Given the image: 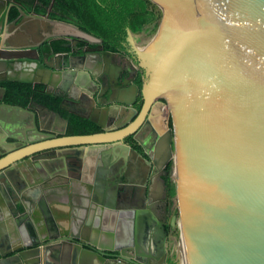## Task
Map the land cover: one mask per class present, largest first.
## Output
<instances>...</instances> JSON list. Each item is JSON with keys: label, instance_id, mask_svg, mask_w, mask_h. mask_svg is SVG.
Masks as SVG:
<instances>
[{"label": "water", "instance_id": "1", "mask_svg": "<svg viewBox=\"0 0 264 264\" xmlns=\"http://www.w3.org/2000/svg\"><path fill=\"white\" fill-rule=\"evenodd\" d=\"M0 1V82H36L55 94H60L56 88L87 94L92 114L80 115L102 128L67 134L68 119L43 104L23 108L0 102L1 109L12 113L0 123V138L8 144L6 138H12L13 146L22 144L7 155L0 150V264H51L53 242L73 245L90 261L109 263L105 251L110 248L89 244L67 222H51L40 231L14 227L17 232L9 222L20 220L22 207L28 209L18 192L23 188L24 196L40 191L43 184L58 187L62 194L70 190L72 198L78 197L72 205L82 209V191L75 185H83L79 180L88 178L94 161L114 186L124 180L127 154L133 151L125 140L145 124L156 138L154 150L145 151L149 176L173 160L177 214L171 226L179 228L184 264H264V0H150L161 9L152 40L141 49L130 29L127 38L145 71L141 87L131 78L130 85L121 87L114 83L118 77L101 69L105 55L100 49L116 15L105 0H94L110 13L103 32L49 12L46 19L54 28L43 30L44 38L32 45L10 42L15 36L7 31L10 10L15 5L20 16L42 17L31 15L18 0ZM60 25L67 30H56ZM61 39L70 50H39L44 42ZM75 40L93 50L76 48ZM19 67L37 77L15 76ZM139 92L141 110L135 105ZM40 109L50 115L51 126H37ZM48 150L56 156L53 175L35 163L37 154ZM26 164L35 170L33 178L23 172ZM67 177L78 178L73 187L66 184ZM90 191L96 206L108 207L103 190L89 184ZM118 214L127 222L136 217L133 210ZM155 223L165 234L164 223ZM135 240L137 244L139 238L128 237L118 247L119 262L166 264L164 259L148 263L139 255L129 258L126 252Z\"/></svg>", "mask_w": 264, "mask_h": 264}, {"label": "flooded vegetation", "instance_id": "2", "mask_svg": "<svg viewBox=\"0 0 264 264\" xmlns=\"http://www.w3.org/2000/svg\"><path fill=\"white\" fill-rule=\"evenodd\" d=\"M81 2H82V8H81L82 10L79 9V12L85 13L89 16L93 12L100 14L99 17L101 18V23H100L101 26H100V30H98V32H103L104 27L106 25V22L109 18V14H110L109 11L106 8L99 6L94 0H82ZM156 11H157V13L159 12L157 9H156ZM160 19H161V15L159 16V19H157V21L156 20L153 21L150 28L146 27L145 30H142L139 33L133 32L135 38L137 39V46L138 47H140L141 49L146 48V46L148 44L146 46H141V45L144 42V39L147 37V35H149L150 33H153V32L156 33ZM155 27H156L155 31L152 32V30ZM127 32H128V30H127ZM105 39H104V42H105ZM104 42H103V49H100V50H102V53L105 55L103 57V60L101 63L102 64L101 69L103 70V73L107 72V74H109L110 76L112 75V77H114V78L118 77V81L115 80L114 83L121 86V87H126V86L130 85L131 82L128 83V80L130 78L133 79L134 83H136L137 85H139L141 87L142 79H143V76L145 75V71L139 67L137 56H136L134 50L132 49L130 43H129V47H130L129 51L123 52V51H112V50L106 49L104 47ZM74 45L76 48L79 47L81 50H93L92 48H89L85 42H81L78 40L74 41ZM138 75L141 76L140 77V79H141L140 84L137 83ZM125 80H126V82H125ZM6 81H8V80H6ZM11 81H18V80H11ZM3 82H5V81H3ZM30 83H32V82H30ZM49 90H51V88ZM56 90L60 93L59 95L63 99L62 103H63L65 109H67L69 112L75 113L78 115H80V114L91 115L92 114V103H91L89 95L86 94V95H83L81 97V95H79L78 93H76L72 89H70L66 94H65L63 89L56 88ZM69 92H72V94L75 97L72 96L71 94L68 95ZM66 97H68V98H66ZM68 99H70V100H68ZM64 100H66L65 103H64ZM73 100H78L79 102L78 103L74 102L76 105H72ZM135 105L139 110H141L142 105H143L141 92H139L137 95ZM33 107H36V106L33 105ZM46 116L48 117L46 120L51 123L50 115H46ZM96 126H98V125H96ZM98 127L101 129L98 132H101L102 128L100 126H98ZM67 129H68V127H67ZM154 134L155 133L153 132V129L151 128V126L148 124H145V125L141 126L138 130H136V132H134V134H132L130 136L137 143V146L134 145L130 141V139H129L130 137H128L125 140L126 143H129L133 147V151L130 152V155L128 153V156L132 160H134V162L137 163V167L139 168L138 169V182L140 184H142L141 188H136L129 194L127 192H125V193L122 192L123 194L120 193V195L115 194L116 197L110 196V193L108 192V190L117 186L119 183H124L123 177H122V180L120 182H116V185L114 186V184L112 182L113 180L103 178V176L105 174L104 168L99 166V162H95V161H94L93 167H92L93 170H92L91 174L88 176V178H85V176H84V178H80L79 183H82L83 185H77V186L75 185V188L82 191V194H80L81 203H84L82 206V209L87 210L92 205L97 207L100 211H102L104 213L105 216L107 215V218H106V224L107 225L112 224L111 223L112 220H114V222H116L118 220V222H120L121 225H122V222H124V223L127 222L121 218V216L118 214L117 209H126L128 211L133 210L134 213L136 212L135 219L137 221H135V219L133 218V220L130 219L131 221H130V225L128 227H125V225H123L122 233H121L122 242H120L118 245V247L122 246L125 239L128 237L139 238L137 244H136V240H135L132 243L133 245L129 246L131 249L130 250L127 249L126 255L129 258H131L135 255H139L141 258L145 259V261H147L148 263H149V261H152V259H154V261H156V262H160L164 259V260H166V264H171L170 263L171 258L173 257L174 260L177 261V264H184L181 241L179 240V235H180L179 228L177 226H175V227L171 226L172 218L174 215L177 214V204H176V198H175V194H174L175 183H174V172H173V169H174L173 160L168 164L167 167L164 168V169H167V172H165V170L162 168L161 170H157L154 173V175H150V176H149L150 168L146 164L145 158H147V154L145 151L149 152L151 149L154 150V148H155V144H156L155 139L156 138H154ZM137 138H139L142 141L141 144L137 140ZM13 142H10L8 145H3V144H1V141H0V150L3 151L4 155L10 154L15 148H17V149L22 148V144H18V145L13 146V144H11ZM142 146L145 149H143ZM138 152H140L141 155ZM2 156L3 155H0V159ZM54 157H55V161H56L55 154H54ZM143 164L147 165L148 168H144ZM115 166L118 168L120 167V165H115ZM30 169H29L28 173L34 172L33 168L31 170ZM54 171L55 170H53V168H52L50 171H48V173H50V175H53ZM123 171H124V169H123ZM124 175L126 176V178H129L126 175V173H124ZM33 176L34 175H32L30 177L33 178ZM77 179L78 178L67 177L65 182L68 186L73 187L71 184L73 182L77 181ZM148 180H149V184L147 186ZM89 184L92 187H94V189L97 191L100 189L103 190V194L106 196L104 198V200L106 202H108V207L104 206L105 211H104V209L100 208L99 206H96L94 204V202L92 200H90L91 197L89 195H90V193H94V192H91V191L89 192ZM52 188L59 189L58 187H52ZM146 188H147V192H145ZM20 191L21 192H18V194L21 197H24V199H26L29 194H25L23 196L24 189L22 188V190H20ZM143 192L145 194H147V196ZM77 199H78V197H73V201H75ZM166 209H167V211H166ZM162 219H164L166 222H164ZM13 221H14V223L16 222V225L14 226V227H16V229H21L22 227H25V226H23L21 220H17V218H13ZM156 221H158L160 223H164L165 234H163V232L161 231V228L158 227L157 223H155ZM137 223L139 225H137ZM50 225H51V222H50ZM50 225L48 226V228L50 227ZM147 226H148V228H147ZM66 227L68 229H74L70 226H66ZM44 230H46V229H44ZM127 230L130 231L128 233V235H127ZM14 232H17V231L15 230ZM78 232H80V231H78ZM151 233H152V237H151ZM85 236L88 238L87 242L91 245H96L95 243H97L98 245H96V246H98V247L104 245L107 248H110V249H107L105 251L107 253L109 263H106V262L102 263V262L97 261L96 259L93 258L92 261L87 260L86 264H92L93 262H96L97 264H116L114 262V260L117 261V264H126V263L127 264H140L138 262H134V263L133 262L124 263L121 261L119 262V259L115 258V255L118 252L117 246L115 247L113 245L98 243L96 240H93V238H90L88 235H85ZM61 245L73 247V250L75 253H78V254L82 253L80 251L77 252V250H75L74 246L69 245L68 243L53 242L51 245V248L49 249V252H48L52 255L51 256L52 261H50L51 264H54V262H53V258H54V252L53 251H54V249H57V247H59ZM39 247H40V249H43V248H45V245L41 244ZM80 262H81V260H80Z\"/></svg>", "mask_w": 264, "mask_h": 264}, {"label": "crops", "instance_id": "3", "mask_svg": "<svg viewBox=\"0 0 264 264\" xmlns=\"http://www.w3.org/2000/svg\"><path fill=\"white\" fill-rule=\"evenodd\" d=\"M7 1L10 3L9 0ZM69 1L71 3L75 2L76 5L78 4L77 8L74 9L72 7L69 14L62 16L60 18L61 20L92 31L100 30L101 18L99 17V13L93 12L89 16L85 13L79 12V9L82 8V0ZM2 5L3 2L0 1V6ZM28 10L29 12H31V15L35 14L32 7H29ZM48 13L46 15H38L42 18H36L34 16H20L18 22L11 21V23H9L7 26V31L10 33L15 32V36L11 37L10 42L18 45H32L41 41L44 38V34L42 31L44 30L45 32L50 33L54 28L52 23L46 19L48 17ZM56 30L66 31L67 29L63 27V25H60V27L56 28ZM14 75L18 76L21 79L26 77H37L34 72L31 75V71L29 69H22L20 67L18 68V70H16V73ZM3 94V88L0 86V100ZM72 103V105H76L74 102ZM34 106L38 108L37 105ZM40 114L41 115H38L36 113L37 126L39 128L42 126H51V123L46 120L48 118L46 115L49 114L45 113L43 110L40 111ZM10 116H12V113L10 111L0 108V123L5 124L10 120ZM6 139L10 142H13V139L10 137H7ZM0 141L1 144L8 145V143H6V140L0 138ZM35 163L37 164V166L43 167L47 171H50V167L55 163L54 152H50V150H48L44 153L37 154ZM121 164L122 160H119L116 165ZM24 167L25 168L23 172H25V174L32 176L35 173V170H33L34 172L32 173H28L29 169L31 168L29 164H26V166ZM144 168H148L147 165H144ZM138 169L139 168L137 167V163L134 162V160H132L131 158H128L124 166V173H126L129 178H125L124 183H119L117 186L109 189L108 192L110 193V196L116 197L115 194L120 195V193L122 192H127L129 194L134 189L141 188L142 184L138 182ZM2 184L3 182H0V193ZM69 192L70 190L68 191V193ZM68 193L62 194L61 190L52 188L49 185L44 186V184L40 186V191H33V193H30L27 198L23 200L28 209H24L23 207L21 208L22 213L20 214V220L23 226L35 228L36 230L40 231L47 229L50 225V222H56L59 224L67 222L68 226L74 228L77 231H80L85 235H88L98 243H104L107 245L118 247L119 243L122 242V227L123 225H125V227H128L130 225V222H122L121 225L118 220L116 222L112 220V224L107 225V215L105 216L102 211H100L93 205L87 210L80 209V207L78 206L74 207L72 205L73 198L71 194ZM117 210L119 211L122 209ZM15 225L16 222L14 223L13 220L9 222V227L12 231L15 230ZM53 252L54 264H86L88 260L86 255L82 253H75L73 247H68L66 245L57 247V249H54ZM92 264L97 263L93 262Z\"/></svg>", "mask_w": 264, "mask_h": 264}, {"label": "trees", "instance_id": "4", "mask_svg": "<svg viewBox=\"0 0 264 264\" xmlns=\"http://www.w3.org/2000/svg\"><path fill=\"white\" fill-rule=\"evenodd\" d=\"M12 2L13 0H9ZM23 8L27 11L29 7L33 8L36 15H46L48 12L56 16L68 15L72 7L75 9V2L69 0H18ZM112 8L115 9V18L108 30L104 47L112 51H129V42L127 40L130 29L134 33H139L150 28L153 21H157L160 12L157 13L156 5L150 0H105ZM20 12L17 6H13L9 13V21H17ZM156 27L152 30L155 31ZM81 44V43H80ZM52 48L55 52H64L70 50L67 41L54 40L52 43L44 42L39 50L50 53ZM138 75L137 83L140 84L141 79ZM0 86L4 88V94L1 102L28 108L32 102L43 104L49 109L59 112L69 121L67 134H91L101 129L92 123L89 119L65 109L62 103V97L59 94L51 93L47 90L43 83H30L23 81H5ZM130 141L137 146V143L129 138ZM171 264H177L174 258H171Z\"/></svg>", "mask_w": 264, "mask_h": 264}, {"label": "rangeland", "instance_id": "5", "mask_svg": "<svg viewBox=\"0 0 264 264\" xmlns=\"http://www.w3.org/2000/svg\"><path fill=\"white\" fill-rule=\"evenodd\" d=\"M74 4H75V6H77L76 3H74ZM155 5H156V9L160 12V15H161V9H160V7L157 4H155ZM154 35H155V32L150 33L149 35H147V37L145 38L146 40L144 39V42L142 43L141 46H146L152 40V38H153Z\"/></svg>", "mask_w": 264, "mask_h": 264}, {"label": "bare ground", "instance_id": "6", "mask_svg": "<svg viewBox=\"0 0 264 264\" xmlns=\"http://www.w3.org/2000/svg\"><path fill=\"white\" fill-rule=\"evenodd\" d=\"M56 262V261H55Z\"/></svg>", "mask_w": 264, "mask_h": 264}]
</instances>
